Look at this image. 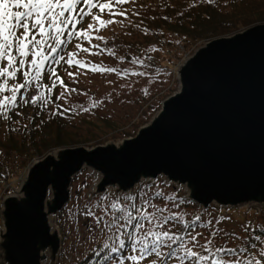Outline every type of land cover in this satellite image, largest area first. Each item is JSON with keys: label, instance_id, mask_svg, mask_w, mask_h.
<instances>
[{"label": "water", "instance_id": "95a60500", "mask_svg": "<svg viewBox=\"0 0 264 264\" xmlns=\"http://www.w3.org/2000/svg\"><path fill=\"white\" fill-rule=\"evenodd\" d=\"M177 75L179 91L134 137L62 148L28 168L2 202L0 264L56 263L61 236L51 219L84 168L98 176L93 198L163 179L203 210L264 207V24L207 42Z\"/></svg>", "mask_w": 264, "mask_h": 264}, {"label": "rangeland", "instance_id": "374dc122", "mask_svg": "<svg viewBox=\"0 0 264 264\" xmlns=\"http://www.w3.org/2000/svg\"><path fill=\"white\" fill-rule=\"evenodd\" d=\"M200 3H209V0H128L117 9L124 11L125 16L110 17L107 13L103 14L102 18L104 19L111 18L115 21H122V23H114L100 31L99 34L105 37L107 44L96 40H93V43L99 44L101 48H111L117 55L124 56V61L110 57L107 52L98 56L81 53L77 58L105 67L127 69V76H124L123 72L121 75L92 73L68 67L62 62L55 66L57 73L69 89L77 90L76 93H66L65 97L58 99L60 92L64 91L58 84L52 93H46L51 102L44 106L24 104L23 99L18 96V107L9 113L11 119L6 121L0 116V139L5 143L11 136L23 139L38 131L55 133L58 130H61L62 136L70 142L65 147L52 149L45 152L43 156H36L32 159H30L29 153L27 156L20 155L6 150V147H3L6 149L0 150L2 153L0 155V228L3 227L1 208L4 198L19 189L28 168L34 162L62 148H92L109 142L119 143L123 139L134 137L139 129L149 123L161 109L162 102L179 91L178 68L198 48L217 38L193 39L175 35L167 30L150 29L141 16L148 13L150 18L156 19L160 15H164L167 9L173 8L175 15L172 20H175L179 16H185L189 9ZM209 4L217 6L220 11L233 10L237 4L242 6L239 11L244 16L239 18V26L233 34L222 37H231L256 25L264 24V22H254L247 26L242 25L241 21L243 18L254 19L264 13V0H248L243 3L241 0H212ZM89 22H91L90 19L85 18L82 24L77 26L78 29H86ZM76 43H81L84 47L89 46L84 40L73 39L63 54L67 56L69 52L78 51L75 48ZM149 49H153V51H149ZM132 57L144 59L148 67L130 63ZM68 72H75L77 75L74 79L69 78ZM132 72H146L147 75L133 76ZM16 82H23L19 74ZM40 83L51 87V79L47 72ZM145 89L147 94H145ZM41 90L44 89L36 88L33 85L31 88L22 89L21 93L24 99L30 100ZM94 101L98 106L91 108ZM81 105L89 107L90 111H82ZM64 109H69V111L64 112ZM60 112L64 114L60 115ZM52 120L59 122L58 128L49 126ZM106 120L109 123L111 121V124L108 125ZM137 124L138 127H136ZM75 143L77 144L75 145ZM97 182L96 175L89 168H84L72 182L71 197L68 203L57 216L51 219L61 236V250L55 264H79L88 257L90 250L103 246L106 242V236L99 235L98 231L89 230L87 225L92 223V219L86 217L84 213L87 208H92L93 211L99 213L105 204L117 197L122 198L124 195L116 196L111 190H108L107 193L93 198L90 196V192L94 190ZM137 190L146 191L149 194L162 190L166 195H174L177 199L187 200L192 206L180 205L179 208H172L173 211L183 212L185 219L194 218L197 215L202 216L205 220H217L220 217L230 218L225 219L221 226L225 230H233L241 236L246 235L243 232V226L251 221L257 224L264 223V207L245 205L224 208L213 204L207 210H203L202 207L186 198L187 193L184 189L168 184L163 179L144 182ZM104 197L107 199H103ZM157 203L161 202L157 201ZM169 207L172 206L169 205ZM196 208H199V211ZM107 242L111 243V241ZM216 243L222 246L224 241L219 239ZM117 259L118 256L115 255L113 260ZM115 263H119V260ZM45 264L52 263L47 261Z\"/></svg>", "mask_w": 264, "mask_h": 264}, {"label": "snow or ice", "instance_id": "6c2138e0", "mask_svg": "<svg viewBox=\"0 0 264 264\" xmlns=\"http://www.w3.org/2000/svg\"><path fill=\"white\" fill-rule=\"evenodd\" d=\"M127 2L128 0H0V116L6 121L11 119L9 113L18 107V96L23 99L24 104L44 106L51 102L46 93H52L58 84L64 89L58 99L65 97L66 93H76L77 90L69 89L57 73L55 66L62 62L68 67L92 73L121 75L123 72L127 76V69L105 67L77 58L81 53L98 56L107 52L110 57L124 61V56L117 55L111 48H101L93 40L108 43L99 34L100 31L122 21L104 19L102 15L107 13L110 17L125 16L124 11L117 9ZM85 18L91 22L86 29H78L77 26ZM73 39L84 40L89 46L76 43L78 51L69 52L65 56L63 53ZM130 63L148 67L144 59L139 57H132ZM45 72L49 74L51 87L40 83ZM18 74L23 82H16ZM67 74L73 79L77 75L75 72ZM131 75L146 76L147 73L132 72ZM33 85L44 90L30 100L24 99L21 90ZM97 106L94 101L90 107ZM80 109L90 111L89 107L82 105ZM67 111L69 109H64V112ZM167 202H172V207ZM173 207H180L174 195H166L162 190L151 194L141 191L138 195L126 194L122 198L113 199L99 213L86 206L84 214L92 219V223L87 225L89 230L106 236L103 248L117 254L119 264H125V261L131 264H144L145 261L147 264H264V229L253 237L246 224L243 232L247 235L241 236L235 231L217 227L230 218L220 217L213 222L211 219L203 221L202 216L197 215L185 219L184 213L173 211ZM198 228L209 230V236L203 242L200 239L203 233L197 231ZM217 237L224 241L222 246L216 243ZM237 241L239 243H235Z\"/></svg>", "mask_w": 264, "mask_h": 264}, {"label": "trees", "instance_id": "16d2710c", "mask_svg": "<svg viewBox=\"0 0 264 264\" xmlns=\"http://www.w3.org/2000/svg\"><path fill=\"white\" fill-rule=\"evenodd\" d=\"M245 1L248 0H241L242 3ZM241 8L242 6L237 4L233 10L220 11L215 5L200 3L189 9L185 16H179L175 20H172L173 15H175V10H173V8L167 9L164 15H160L159 18L152 19L149 17V14L146 13L141 16V19L150 29L156 28L158 31L167 30L175 35L185 36L186 38L209 40L233 34L239 26V18L244 16L239 11ZM241 21L243 23L242 25L247 26L254 22H264V13L259 14L254 19L243 18ZM58 123L56 120H52L49 126L58 128ZM106 123L110 125L111 121L109 123L108 120H106ZM136 127H138V124ZM62 135L61 130H58V132L55 133L38 131L36 134L32 133L31 136L23 139H17L11 136L6 143L0 139V150L7 148L6 150L8 151L26 156L27 153H29L28 155H30V159H32L36 156H43L45 152H49L52 149L65 147L70 144ZM76 144L77 143H75V145ZM140 192L141 191L137 190L134 194L138 195ZM167 203L172 206V202ZM176 203L181 206H192V204L185 199L176 198ZM196 210L199 211V208H196ZM203 221L207 220L203 219ZM213 222H215V220H213ZM221 225H223V223H220L217 227L223 228ZM247 225L252 231L253 237L256 234H260L262 229H264V223L257 224L251 221ZM197 231L203 233L200 237L201 242L204 241L205 237L209 236V230L206 228H198ZM219 239L220 238L217 237L216 241ZM257 244L259 245V242H257ZM97 253H99V255H97ZM115 255L117 256V254L110 253L108 249H104L103 246H98L90 250L88 257L84 261L79 262V264H119L115 263V261L119 260V257L117 260H113ZM125 264H131V262L125 261ZM144 264H147V261H145Z\"/></svg>", "mask_w": 264, "mask_h": 264}, {"label": "bare ground", "instance_id": "6f19581e", "mask_svg": "<svg viewBox=\"0 0 264 264\" xmlns=\"http://www.w3.org/2000/svg\"><path fill=\"white\" fill-rule=\"evenodd\" d=\"M98 178V176H96Z\"/></svg>", "mask_w": 264, "mask_h": 264}]
</instances>
